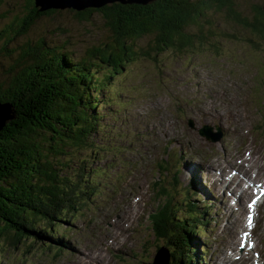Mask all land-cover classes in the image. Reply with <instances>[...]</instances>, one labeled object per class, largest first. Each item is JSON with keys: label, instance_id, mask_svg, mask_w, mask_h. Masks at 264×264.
I'll list each match as a JSON object with an SVG mask.
<instances>
[{"label": "rangeland", "instance_id": "1", "mask_svg": "<svg viewBox=\"0 0 264 264\" xmlns=\"http://www.w3.org/2000/svg\"><path fill=\"white\" fill-rule=\"evenodd\" d=\"M236 1L249 14L264 0ZM60 11L61 14L34 29L31 36L45 34L51 43L65 42L67 51L74 53L76 59L83 58L90 47L112 42L113 34L101 15L94 14L91 20L80 22L71 10ZM209 19L221 32L237 36L242 31L231 25L223 13H210ZM3 22L0 20V25ZM60 23L66 28L57 30ZM150 40L149 37L142 39L141 45ZM237 47L235 39H223L216 52L204 48L186 57L168 53L156 62L134 64L114 75L100 99L101 118L93 145L74 152L64 161L70 163L69 175L73 179H77L81 166L93 169V181L99 184L116 181L117 193L98 195L82 213L73 218L71 214L66 215L64 225L58 226L57 231L65 236L64 242L66 237L71 240L68 244L54 243L55 246L48 248L41 240L26 239L16 249L6 238L0 239V264H153L155 254L163 245L157 247L147 216L162 200L159 198L162 193L157 194L159 187L175 197L178 216L190 214L188 202H193L199 207L197 213L192 212L193 219L200 215V206L209 209L211 217L218 219L215 214L222 199L207 191L209 179L200 168L206 160H224L215 169L221 171L226 181L232 171H237L239 175L234 181L240 180L242 185L241 174L253 175L254 182L264 183V58L245 59L241 57L242 52L248 53ZM236 49L239 51L233 57ZM189 119L197 127L202 123H219L226 130L225 139L215 146L193 142L187 134ZM177 137H184L187 142L179 143ZM233 144H239L238 153L252 152L256 165L251 171L250 167L225 161L235 157L213 159L216 154L225 152L226 155ZM170 150L177 156L182 155L179 169L174 163L170 166L165 163L166 159L172 160V153L167 156ZM164 168L170 172L162 173ZM241 169H244L242 173ZM157 179L160 182L153 185ZM95 189L104 193L107 186L98 185ZM190 190L202 192L204 197L188 193ZM248 195L241 197L244 203L243 207L240 203V212L246 209ZM133 196H140L138 204H132ZM217 196L219 201L215 204ZM229 215L227 211L222 215L223 232L233 240L239 231L238 227L231 226L233 219ZM215 223H209L210 230L202 235L196 229L198 260L206 262L199 264H217L212 261V255L214 239L221 229L216 230ZM203 244L207 251L202 248ZM57 247H62L64 254L54 257ZM159 256V264H167L168 251L163 249ZM225 258V264H233L223 254L222 260ZM197 262L194 260V264Z\"/></svg>", "mask_w": 264, "mask_h": 264}, {"label": "trees", "instance_id": "2", "mask_svg": "<svg viewBox=\"0 0 264 264\" xmlns=\"http://www.w3.org/2000/svg\"><path fill=\"white\" fill-rule=\"evenodd\" d=\"M5 1L0 0V103L13 104L17 118L0 132V239L16 249L26 239L41 240L48 248L62 243L52 234H58L66 215L73 216L94 196L93 169L81 166L73 179L64 160L93 145L100 99L114 75L168 53L216 52L223 39H235L237 49L248 53L242 52L245 59L264 58V1L249 14L236 0H156L147 6L115 3L71 10L80 22L101 15L113 34L112 42L90 47L81 59L67 51L65 42L31 36L60 10L40 12L35 0H9L4 9ZM210 13H223L241 33L221 32ZM147 37L150 42L141 45ZM151 220L157 247L162 244L171 253L170 264L197 262L191 239L197 230L177 215L168 194ZM56 249L63 254L62 247Z\"/></svg>", "mask_w": 264, "mask_h": 264}, {"label": "water", "instance_id": "3", "mask_svg": "<svg viewBox=\"0 0 264 264\" xmlns=\"http://www.w3.org/2000/svg\"><path fill=\"white\" fill-rule=\"evenodd\" d=\"M155 1L156 0H35V4L40 12H47L50 10H74L81 12L87 9H101L115 3L147 6L153 4ZM16 118L17 112L13 104L0 103V132L5 129L11 121L16 120ZM158 256L159 254L156 255L157 258ZM156 257L155 259L157 261Z\"/></svg>", "mask_w": 264, "mask_h": 264}, {"label": "bare ground", "instance_id": "4", "mask_svg": "<svg viewBox=\"0 0 264 264\" xmlns=\"http://www.w3.org/2000/svg\"><path fill=\"white\" fill-rule=\"evenodd\" d=\"M222 170V169H221ZM244 170V169H243ZM242 169H241V171H243ZM246 172V171H245ZM227 173V172H226ZM239 173V172H238ZM227 176V175H226ZM250 178L252 179L253 178V175H251L250 176ZM209 181V180H208ZM218 181H220V179H218ZM222 181V180H221ZM223 182V181H222ZM245 194H247V192L246 191H244L243 192V195H245ZM244 200L243 199H240V202H241V205L243 206V202ZM230 216V215H229ZM242 216H243V214H242ZM224 217V216H223ZM235 219L236 220H232L231 221V226L233 227V229H234V227H238V228H241L242 227V221H240V219H241V215L240 216H236L235 217ZM227 230V229H226ZM238 231V230H237ZM236 231V233H238ZM232 244H234V243H232ZM161 248H163V249H166L167 251H168V260H171V253H170V251H169V249L166 247V246H163V247H161ZM163 249H161V250H163ZM227 258V257H226ZM226 258H225V260H223L224 262L226 261ZM160 259H161V256H159L158 258H157V261H156V259H154V263L153 264H159L160 263ZM229 260H232L231 258L229 259ZM167 263H168V261H167ZM165 264V263H164ZM233 264H235L234 262H233Z\"/></svg>", "mask_w": 264, "mask_h": 264}, {"label": "snow or ice", "instance_id": "5", "mask_svg": "<svg viewBox=\"0 0 264 264\" xmlns=\"http://www.w3.org/2000/svg\"><path fill=\"white\" fill-rule=\"evenodd\" d=\"M256 203H257V201H256V200H253L252 203H250V204L248 205V207H249L250 209H254V206H255ZM252 226H253V217H252L251 215H249V216L247 217V227H248V228H251ZM245 236H247V233H245Z\"/></svg>", "mask_w": 264, "mask_h": 264}]
</instances>
